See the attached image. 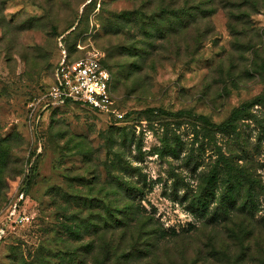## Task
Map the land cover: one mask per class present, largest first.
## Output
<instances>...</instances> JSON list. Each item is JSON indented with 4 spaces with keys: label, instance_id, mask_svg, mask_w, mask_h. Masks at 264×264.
Segmentation results:
<instances>
[{
    "label": "rangeland",
    "instance_id": "obj_1",
    "mask_svg": "<svg viewBox=\"0 0 264 264\" xmlns=\"http://www.w3.org/2000/svg\"><path fill=\"white\" fill-rule=\"evenodd\" d=\"M62 46L117 113L46 106ZM21 191L0 264H264V0H0V216Z\"/></svg>",
    "mask_w": 264,
    "mask_h": 264
},
{
    "label": "built area",
    "instance_id": "obj_2",
    "mask_svg": "<svg viewBox=\"0 0 264 264\" xmlns=\"http://www.w3.org/2000/svg\"><path fill=\"white\" fill-rule=\"evenodd\" d=\"M113 81V73L105 65L102 52L92 51L83 57L72 59L62 46L60 59L53 71L46 106H64L70 102H78L97 111L115 114ZM23 201L25 191H21L17 200L0 216V246L9 229L31 221Z\"/></svg>",
    "mask_w": 264,
    "mask_h": 264
},
{
    "label": "trees",
    "instance_id": "obj_3",
    "mask_svg": "<svg viewBox=\"0 0 264 264\" xmlns=\"http://www.w3.org/2000/svg\"><path fill=\"white\" fill-rule=\"evenodd\" d=\"M104 63H105V62H104ZM105 65H106V64H105ZM106 66H107V65H106ZM107 67H108V66H107ZM108 68H109V67H108ZM109 69H110V68H109ZM246 105H247V104H244L242 107H240V108H236V109L231 113V115L228 117V119L225 120L224 122L219 123V124L211 123V125H212L213 127H216V128H219V129H223V130L234 129L235 126H236V121L240 118V116H241L242 113L244 112ZM156 110L161 111V112H163V113H167L166 110L161 109V108L156 109ZM205 119H206V118H205ZM104 228H106L105 231H106V230H107V231H110V229H109V228H110L109 225H107V226L104 227ZM101 230H102V228H101V229H98V232L101 231ZM91 247L93 248V245H91Z\"/></svg>",
    "mask_w": 264,
    "mask_h": 264
}]
</instances>
